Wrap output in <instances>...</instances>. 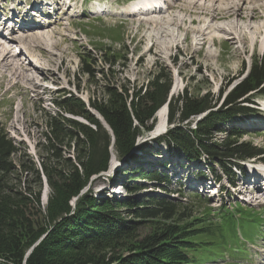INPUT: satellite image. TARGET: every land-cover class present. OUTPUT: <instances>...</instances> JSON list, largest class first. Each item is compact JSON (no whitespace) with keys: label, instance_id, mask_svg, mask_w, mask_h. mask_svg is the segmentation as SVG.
<instances>
[{"label":"rangeland","instance_id":"obj_1","mask_svg":"<svg viewBox=\"0 0 264 264\" xmlns=\"http://www.w3.org/2000/svg\"><path fill=\"white\" fill-rule=\"evenodd\" d=\"M89 1L91 0H72L71 6L65 12L56 6L57 9L60 8L56 15L59 23H54L56 20L51 19V25L46 26L42 32L50 34L53 38H49L46 34L44 40L29 42L25 45V51L13 59L24 67L33 58H31L33 54L30 51L34 45L42 42L44 49L41 51L45 60L43 63L47 60L49 65L43 66L46 72L44 78L40 74H35L33 83L37 86V91L32 90V84L29 89L11 87L13 82L9 80V71L5 69L2 71L4 82L0 78V127L15 144L17 151L11 160L13 165L20 170L22 165L29 168L32 164L34 169L40 170L42 160L46 162L49 154L46 153L45 136L49 133L47 125L49 117L60 116L87 124L81 116L60 112L53 103L54 100L61 101L70 98L79 100L85 105V109L97 118L99 115L88 106L89 102L101 100L103 97L107 98L106 94L109 90H118L122 93L127 90L128 95L133 97L139 89L143 90L154 77L162 74L172 81L167 103L182 98L184 94L195 100L207 98L212 101L215 109L211 111L214 112L222 107L227 96L237 85L247 80L252 63L261 61L264 67V33L259 30L264 25L263 9L257 12L261 17L259 20L244 21L245 23L240 20L235 21L238 26L249 28L245 29V40L241 45L235 40L223 38L225 35H218V33L211 32L208 37H199L194 31L201 30L203 24L191 25L190 20L194 17L182 12L180 8L169 11L166 8V11L148 16L149 18H158L157 16L167 18L172 15V17L184 19L183 26L181 24L180 27H169L170 35L165 37L154 27L141 22L144 17L122 16L121 10L126 7L127 0H100L99 6H106L113 16L102 15L98 18L93 12H86ZM261 3L264 4V0L257 2V4ZM174 4L181 6L183 1L175 0ZM214 22L211 23L212 26L217 25L228 30L227 21ZM185 36L187 40H184ZM29 37L32 38V36ZM213 37L216 38L214 44L211 42ZM55 41H60L61 46L51 48L50 45ZM36 55L38 60H42L39 58L40 53ZM85 65L92 70V74L82 72ZM6 90H8L7 93H5ZM252 97L259 101L264 95L256 93ZM164 105L160 108L165 107ZM260 105L259 109L262 110H258L255 115L221 122L218 126L209 129L212 144L229 143L234 146H244L257 152L256 155L260 151L261 156L264 157V124L259 118L264 117V103L260 102ZM211 114L212 112H209V115ZM162 115L166 116V122H168V113L164 111ZM209 115L205 112L199 116H193L187 124L189 129L194 130L195 125L209 118ZM154 119L152 130L158 131V120L155 115ZM151 122L152 120L148 122V125ZM65 127L67 132L76 133L68 126ZM172 127L167 123L165 130L168 131ZM181 128L185 129L182 126ZM235 131L240 136L229 135ZM159 137L160 135L153 137L151 132L141 131L126 156H118L114 147L110 148V152L114 154L113 171L104 172L90 179L82 194L89 193L99 200L102 197L99 192H102L106 193L105 195L109 196L110 200L127 199L131 202L163 198L178 207V216L170 221L148 219L142 224H135L134 234L137 240L152 233V230L158 226L171 224L181 228L178 232V239L181 236L190 235L188 240L191 243L205 242L207 237L203 231L199 230L203 227L206 229H208L207 226L211 227L207 225L208 223L216 226L218 213L225 209L233 210V213H245L248 209L250 213L253 209L264 217V195L256 188L249 189L254 185L245 187L239 175L237 178L233 177L234 174H239V172L237 174L234 172V168H231L230 172H224V164V166L218 165L215 159L210 161L205 158L204 154L195 160L187 159L181 152L179 154L171 152V154L166 149V145L162 143L157 145L153 142ZM65 139L68 138L65 137ZM145 149L148 150L146 153H144ZM58 154L61 160L59 163L50 161L51 165L58 164L60 168L63 166L62 159L64 158L77 163L76 153L72 146L70 148L60 146ZM212 166H214V171L210 173L208 169ZM138 169L145 173L156 172L162 177L167 174L170 182L163 184L156 181H139L136 179L138 174L134 171ZM18 174L17 178L22 183L21 187L29 185L36 188L33 174H26L24 171ZM201 174L204 178H209L205 180V183H200L203 180ZM209 174L216 180V184L212 183ZM130 177L133 179L130 180ZM40 179L41 203L45 207L50 191L41 173ZM120 183L126 186L140 185L142 190L130 194L119 185ZM245 183L248 184V181ZM204 187H210L209 191ZM101 188L104 190L101 191ZM128 209L118 210L119 218L124 222L139 221L131 216ZM258 243L257 251L262 257L264 256V243L260 241ZM251 250L255 252V248ZM116 252L123 257L131 255L124 248H117ZM210 255L213 256L211 259L189 264H228L232 261L231 258H222L213 262L215 256Z\"/></svg>","mask_w":264,"mask_h":264},{"label":"trees","instance_id":"obj_2","mask_svg":"<svg viewBox=\"0 0 264 264\" xmlns=\"http://www.w3.org/2000/svg\"><path fill=\"white\" fill-rule=\"evenodd\" d=\"M82 72L92 74L87 65ZM171 82L158 74L133 97L127 90L123 93L109 90L107 98L89 102L88 106L99 115L107 129L81 101L74 98L54 100L60 112L81 116L87 124L60 116L49 117V133L45 136L49 155L47 163L42 160L40 170L34 169L33 164L29 168L22 165L21 170L13 165L11 157L17 149L0 127V264H189L211 259L210 254L219 250L222 252L216 257L221 258L229 246H239L236 226L249 227L246 213H233L228 209L218 213L216 226L208 223L211 227L199 230L205 233V242L191 243L190 235L178 239L181 228L171 224L158 226L137 240L135 224L148 219L170 221L178 216V207L163 198L131 202L106 197L96 200L89 193L82 194L90 179L107 170L111 146L118 156H126L141 131L152 130L155 113L167 103ZM254 92L264 95L261 61L252 63L247 80L237 85L222 107L214 112L211 110L215 107L207 98L195 100L184 94L182 98L169 101L167 121L173 129L157 142L165 144L172 153L181 152L190 160L204 154L210 161L215 159L216 164L225 165L224 172H230L227 164L250 159L257 152L229 143L212 144L209 129L234 116L251 115L254 111L245 104ZM205 112L212 114L197 123L194 130L189 129L190 119ZM65 126L76 133L67 132ZM229 135L240 136L237 131ZM60 146L73 147L76 164L64 158L60 168L58 164L51 165L50 161L59 163L61 160ZM260 155L258 151L256 156ZM23 171L33 174L35 189L29 185L21 187L17 175ZM134 171L139 181L168 182L166 176L156 172ZM40 173L50 191L45 207L41 203ZM121 186L130 194L142 190L135 184L122 183ZM122 208H129L131 216L139 221L124 222L118 214ZM117 248H124L131 255L123 257L116 252Z\"/></svg>","mask_w":264,"mask_h":264},{"label":"bare ground","instance_id":"obj_3","mask_svg":"<svg viewBox=\"0 0 264 264\" xmlns=\"http://www.w3.org/2000/svg\"><path fill=\"white\" fill-rule=\"evenodd\" d=\"M177 1H179V0H177ZM180 1H183V5L180 6V4H169L167 6V11L176 10V9L180 8V10L182 12L186 13L187 15L189 14L190 16L194 17V19L190 20L191 25H194L196 23H199L200 25L203 24V28H201V30H199V31L195 30L194 31V33L196 35L203 38L205 36L208 37V35H210L211 32L213 34L218 33V35L223 34V35H225V37H223V38H225L227 40H235L236 42L240 43L241 45L244 44L245 29L248 30L249 28L247 26L242 28V26L240 27L237 24H235V21L237 22L240 20V21L246 22V21H250V20H252V21L257 20V19L259 20L261 17L258 16L257 12L260 11L261 9H263L262 13L264 14V4L263 3L257 4L258 1L260 3V2H262V0H180ZM56 6L61 8L60 4H56ZM60 8H58V9H60ZM61 9L64 10V12L68 10V8L67 9L61 8ZM160 11L161 10H157L152 14L154 15L156 13H160ZM150 15H146V17H144L141 22H143L146 25H149L151 27H154L155 29H157L158 33L161 32V34L165 35V37L170 35V32H168L169 27H171V26L172 27H177V26L180 27L181 24L183 26L184 19H179L178 17H172V15H171V17H169L170 16L169 15L167 18H165V17L163 18V17H159V16H157L158 18H156V17H150L149 18L148 16H150ZM22 21H24V18H22ZM207 21H209V22L207 23ZM214 21L215 22L216 21H223V22L227 21L229 23L228 24L229 26H227L228 30L221 27V26H217V25H216V27L212 26L211 23H213ZM56 23L58 24L59 21L57 20ZM48 25L43 24L39 29H37L38 31L27 29L26 36L23 38H19L18 41L21 44L26 45V44H29V42L33 43V41H35V40L36 41H41V39L44 40L45 36H47L48 33H46L47 34L46 35V34H43L42 32L46 29V26H48ZM24 28H26V27H24ZM259 30H261L264 33V25L262 27H260ZM255 32H254V34H256ZM258 32L259 31H257V33ZM51 34L54 35L53 33H51ZM58 35H60V34L58 33ZM29 36H32V38H30ZM4 37H5V35H4ZM4 37H3V32H0V78L4 82V75H3L2 71L5 69V71H7V72L9 71V73H10L9 74L10 75L9 80L13 82V83L11 82L12 84L10 83L11 87H14V88L23 87V89L24 88L29 89L30 88L29 86L32 84V88H33L32 90L37 91L38 88L35 85V83H33V81L35 80V74H40L44 78L46 76V72L43 70V66L45 65V67H47L46 65H49L47 60L45 63H43L44 59H43V54H42L41 50L44 49V46H43L42 42L36 43L34 45V48L32 50L30 49L31 50L30 52L33 54L31 56V58L32 57L33 58L30 59L28 64L23 67V65L22 66L19 65L18 63L13 61L12 58L9 57V51L7 50V48L4 45L5 42L3 40H5V38H6V37L5 38ZM9 37L11 39H14L13 36H9ZM48 37L53 38V36H50V34L48 35ZM60 37H61V35H60ZM184 40H187L186 36H185ZM214 40H216V38L213 37L211 40V42L213 44H214ZM60 43H61L60 41H55L54 43L52 42V45H50V46H51V48H58ZM46 50H47V47L45 49V52H46ZM36 53L41 54V56H39V58H42V60H38V58H36V56H37ZM33 59L36 61H34ZM175 87H176V84H175V86H173L174 90H175ZM7 91L8 90H6L5 93H7ZM164 111H165V107H162L158 110V112L156 114V118L158 120V123H157V130L158 131H159V129H161V128L163 129L165 127V119H164V116L162 115V113ZM103 125L105 128H107L105 123H103ZM110 160L111 161L109 163L108 170H107L108 172H111L114 169L113 168L114 167L113 166L114 154L112 151H111V159ZM255 177H257V175L256 176H250L251 180H253V178H255ZM253 181H256V180H253ZM255 183L257 184V181ZM252 185H254V184H251V186ZM201 188H203V187H201ZM204 189L209 191L210 187H204Z\"/></svg>","mask_w":264,"mask_h":264},{"label":"water","instance_id":"obj_4","mask_svg":"<svg viewBox=\"0 0 264 264\" xmlns=\"http://www.w3.org/2000/svg\"><path fill=\"white\" fill-rule=\"evenodd\" d=\"M164 106H165V111H167V109H168V108L166 109L167 103ZM155 117H156V114H155ZM96 119H98L101 123H104L100 117H97ZM28 254H29V252H28Z\"/></svg>","mask_w":264,"mask_h":264}]
</instances>
